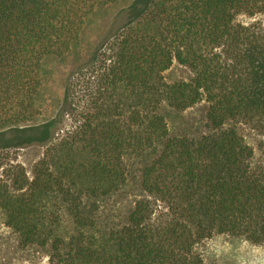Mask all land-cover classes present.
<instances>
[{"label": "trees", "instance_id": "obj_1", "mask_svg": "<svg viewBox=\"0 0 264 264\" xmlns=\"http://www.w3.org/2000/svg\"><path fill=\"white\" fill-rule=\"evenodd\" d=\"M120 1L0 0V129L37 121L43 61ZM136 5L71 70L42 137L19 143L46 146L32 178L0 173L5 224L48 264H206L215 233L264 247V165L239 129L264 119V27L237 21L264 0ZM174 64L192 78L168 82ZM203 102L208 133H173L170 114ZM131 181L141 194L119 218Z\"/></svg>", "mask_w": 264, "mask_h": 264}, {"label": "rangeland", "instance_id": "obj_2", "mask_svg": "<svg viewBox=\"0 0 264 264\" xmlns=\"http://www.w3.org/2000/svg\"><path fill=\"white\" fill-rule=\"evenodd\" d=\"M145 0H122L118 3L97 8L87 19L81 34V46L75 48L73 54L67 57L49 56L43 61V87L39 95L41 115L35 122L23 123L6 129H0V173L11 166L21 165L31 179L33 168L46 150L41 143H21L22 140L42 137L43 126L52 118L58 109L64 93L65 81L71 70L84 58L95 43L109 31L119 25L132 20L129 8L143 7ZM136 10V11H137ZM134 11V12H136ZM120 16L117 21L116 18ZM237 21L243 25H258L264 27V13L249 17L241 15ZM127 23V22H126ZM168 82L188 81L192 78L191 72L184 66L174 64L164 74ZM208 104L203 102L181 115L170 114L173 133L201 137L208 133L206 127ZM32 129V130H31ZM248 143L256 154V160L264 165V119L251 124L239 125ZM65 125L55 129L54 137L63 134ZM141 165V164H140ZM128 195L120 201L117 207L119 218L127 217L134 205V200L140 197L137 183L130 182ZM123 202V203H122ZM206 264H264V247L254 245L244 239L215 233L212 238L203 241L197 248ZM0 264H48L47 254L44 251L22 249L18 238L5 224L3 213L0 210Z\"/></svg>", "mask_w": 264, "mask_h": 264}]
</instances>
